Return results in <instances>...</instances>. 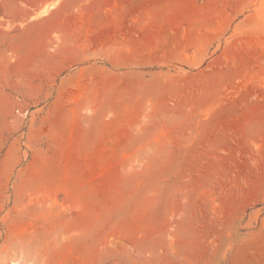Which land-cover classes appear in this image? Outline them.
<instances>
[{"label":"rangeland","instance_id":"1","mask_svg":"<svg viewBox=\"0 0 264 264\" xmlns=\"http://www.w3.org/2000/svg\"><path fill=\"white\" fill-rule=\"evenodd\" d=\"M52 1L0 0V264H264V0L235 25L209 22L220 60L202 63L212 44L199 39L190 65L138 82L119 66L52 65L57 44H99L30 23L47 4L159 6ZM238 1L174 9L235 12Z\"/></svg>","mask_w":264,"mask_h":264},{"label":"crops","instance_id":"2","mask_svg":"<svg viewBox=\"0 0 264 264\" xmlns=\"http://www.w3.org/2000/svg\"><path fill=\"white\" fill-rule=\"evenodd\" d=\"M181 1L184 0H152L159 7L149 12H56L54 4H47L35 12L32 16L35 20L30 25L37 24L47 35H66L70 29H77L81 34L93 33L82 42L99 44H83L70 49L57 44L45 54L52 65L119 66L126 68L121 71V77L128 82H138L150 68L190 65L191 47L199 39L212 44L201 53V62L210 65L220 60L223 54L210 55L216 46L215 40H219L209 28L210 24L218 18L222 20V27L226 23L229 25L231 19L235 20V25L238 20L256 13L252 12L256 0H237L235 12H176L174 7ZM89 20L95 24L93 31L88 29ZM104 27V32H100Z\"/></svg>","mask_w":264,"mask_h":264}]
</instances>
